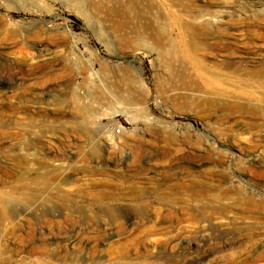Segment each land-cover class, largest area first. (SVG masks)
I'll list each match as a JSON object with an SVG mask.
<instances>
[{"label": "rangeland", "instance_id": "374dc122", "mask_svg": "<svg viewBox=\"0 0 264 264\" xmlns=\"http://www.w3.org/2000/svg\"><path fill=\"white\" fill-rule=\"evenodd\" d=\"M154 1L160 36L198 27L211 72L264 70V0ZM93 6L0 0V264H264V104L229 112L225 86L197 108L179 48L148 53L132 11ZM124 73L145 115L118 99ZM74 97L95 113L86 136Z\"/></svg>", "mask_w": 264, "mask_h": 264}, {"label": "bare ground", "instance_id": "6f19581e", "mask_svg": "<svg viewBox=\"0 0 264 264\" xmlns=\"http://www.w3.org/2000/svg\"><path fill=\"white\" fill-rule=\"evenodd\" d=\"M171 2L180 1V2H189L190 6L193 8H200L197 6L199 2H203V0H170ZM219 0H205L207 3L217 2ZM75 2L79 6H83V4L95 5V7H110L111 13L114 15H120L122 17L126 16L130 11L134 13L133 20L136 21L135 25H139L138 28L141 31L140 34L148 41H151L153 49L148 53L156 52L159 57H169L174 56L176 53L174 47L179 48L180 55L177 58H174L173 61H176L172 64V67H176V63L182 66L189 65L191 69L196 72L197 83L192 85V89L197 93L195 105L197 108L203 109L206 112H211L216 108L215 101L211 98L206 97H218L215 99H220L227 90L224 91V87L227 86L232 89L233 96L229 97L231 101L228 102L225 110L229 112H239L241 114H251L254 115L258 111L264 113V107H261L258 111L255 108H250L244 106L238 100V97H248L255 98L259 102L264 104V70L259 72H255L252 78L245 79L246 76L249 75L248 71L243 70L240 75L238 73H229L228 75L216 74L211 72L208 69V65L210 64L204 55H208L206 52L208 50L203 51L205 54H197V50H195L198 45L199 47L203 45L199 38V29L193 24H185V23H177L176 30L178 31V35L180 40L172 41L169 37H163L158 34V32L162 28L161 22H158V19L162 17L163 20L166 21L164 16H160L159 18L155 17V13L153 16L149 12L153 9H161L160 5L154 0H75ZM94 7V6H93ZM93 7L91 9H93ZM94 7V8H95ZM94 10V9H93ZM101 11V10H100ZM129 11V12H127ZM127 12V13H126ZM132 13V14H133ZM148 14L150 16H148ZM131 17V16H130ZM213 13H204V11L197 10V15H195V21L205 20V18H213ZM164 21V22H165ZM209 22H202V26H207ZM166 25V24H164ZM165 29V28H164ZM183 37L189 39V42H184ZM145 38V37H144ZM199 41L196 44L194 41ZM142 43L144 42L141 41ZM140 42V43H141ZM150 43V44H151ZM203 49H200V51ZM254 59V58H253ZM44 60V59H43ZM257 62V61H256ZM243 65L248 62H242ZM260 63V62H259ZM169 63L166 65L170 66ZM233 66L231 63L230 67ZM242 66V65H241ZM259 64V68H260ZM185 83V77H183ZM15 81V80H14ZM243 81V83H241ZM122 87L118 90V99L122 104H125L128 107H132L135 114H143L146 112L145 105V91L140 87V82L138 77L132 78L130 74L124 73L122 74V78L120 80ZM120 87V86H119ZM22 88V87H21ZM250 88V89H246ZM118 89V88H117ZM231 92V91H230ZM229 92V93H230ZM8 94V93H7ZM4 95V94H3ZM1 99L5 98V96H1ZM2 101V100H0ZM73 110L77 118L80 120L77 125V133H80L82 136H86L87 133V124L88 120L95 116L94 112L86 109L83 105H80L78 98L74 97L72 100ZM3 103V101H2ZM217 103V102H216ZM243 105V106H242ZM124 113V112H123ZM72 130V129H71ZM108 142L110 145H114L113 137H109ZM11 202V198H0V205L6 206ZM251 203V201H250ZM119 218L113 217V221L118 223ZM172 242V241H169Z\"/></svg>", "mask_w": 264, "mask_h": 264}, {"label": "built area", "instance_id": "2783aa9c", "mask_svg": "<svg viewBox=\"0 0 264 264\" xmlns=\"http://www.w3.org/2000/svg\"><path fill=\"white\" fill-rule=\"evenodd\" d=\"M113 135L116 136V137L121 136V135H122V131H121V129H116V130H114Z\"/></svg>", "mask_w": 264, "mask_h": 264}]
</instances>
